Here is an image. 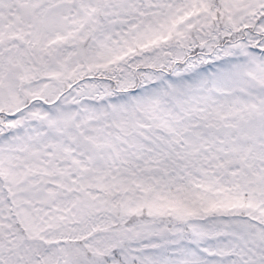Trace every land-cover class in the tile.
<instances>
[{"label":"snow or ice","instance_id":"6c2138e0","mask_svg":"<svg viewBox=\"0 0 264 264\" xmlns=\"http://www.w3.org/2000/svg\"><path fill=\"white\" fill-rule=\"evenodd\" d=\"M0 264H264V0H0Z\"/></svg>","mask_w":264,"mask_h":264}]
</instances>
